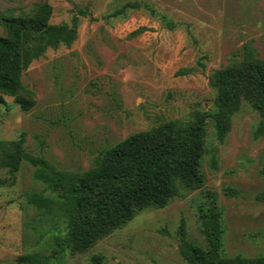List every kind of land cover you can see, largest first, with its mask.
Returning a JSON list of instances; mask_svg holds the SVG:
<instances>
[{"label": "rangeland", "instance_id": "obj_1", "mask_svg": "<svg viewBox=\"0 0 264 264\" xmlns=\"http://www.w3.org/2000/svg\"><path fill=\"white\" fill-rule=\"evenodd\" d=\"M53 6V24L71 26L70 44L50 47L21 76L36 105L21 109L14 96L0 103V138L25 134V149L58 168L84 171L107 148L139 131L196 110L215 108L212 77L252 40L264 59V0H0L18 13L34 3ZM141 26L146 29L135 34ZM0 25V35L5 34ZM192 68L190 72H184ZM260 114L246 101L224 137L206 120L204 181L163 207L149 206L84 250L57 252L50 264H186L179 244L186 237L206 245L201 206L221 212L222 252L264 254V133ZM23 161L18 171L0 169V264L25 254L57 249L59 215L38 209L26 194L44 191ZM58 224V225H55Z\"/></svg>", "mask_w": 264, "mask_h": 264}, {"label": "trees", "instance_id": "obj_2", "mask_svg": "<svg viewBox=\"0 0 264 264\" xmlns=\"http://www.w3.org/2000/svg\"><path fill=\"white\" fill-rule=\"evenodd\" d=\"M52 13L48 1L18 13L0 10V25L6 31L0 35V103L10 95L21 109L34 107L36 94L22 82L23 71L50 47L75 39L78 17L71 26L53 24ZM145 29L141 26L134 33ZM212 85L217 89L214 110H196L188 119L169 120L133 133L99 154L84 171L58 168L50 159L29 153L24 133L14 139L0 138V169L16 172L24 160L30 163L34 179L43 182L52 195L33 191L26 194L27 200L59 215L64 223L63 227L55 224L57 249L52 254H25L19 261L50 264L48 260L65 248L84 250L144 208L167 205L179 193L178 180L191 188L202 185L207 117L224 139L233 114L246 101L260 114L255 135L264 133V59L252 40L214 74ZM259 197L264 198V192ZM214 203L215 199L212 205L199 208L205 246L188 239L182 229L179 249L186 264H264V254L222 252L221 212ZM92 263L105 264L102 255H94Z\"/></svg>", "mask_w": 264, "mask_h": 264}]
</instances>
